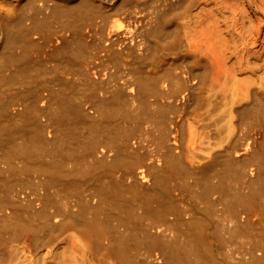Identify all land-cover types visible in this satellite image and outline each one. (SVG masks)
<instances>
[{
    "label": "bare ground",
    "instance_id": "1",
    "mask_svg": "<svg viewBox=\"0 0 264 264\" xmlns=\"http://www.w3.org/2000/svg\"><path fill=\"white\" fill-rule=\"evenodd\" d=\"M0 264H264V0H0Z\"/></svg>",
    "mask_w": 264,
    "mask_h": 264
}]
</instances>
